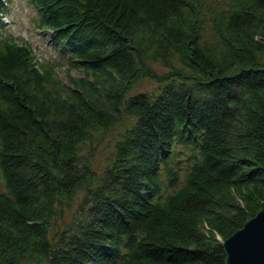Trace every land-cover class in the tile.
<instances>
[{
    "label": "trees",
    "instance_id": "1",
    "mask_svg": "<svg viewBox=\"0 0 264 264\" xmlns=\"http://www.w3.org/2000/svg\"><path fill=\"white\" fill-rule=\"evenodd\" d=\"M26 1L84 76L0 34V264H225L264 207V0ZM116 127L98 174L80 147Z\"/></svg>",
    "mask_w": 264,
    "mask_h": 264
},
{
    "label": "rangeland",
    "instance_id": "2",
    "mask_svg": "<svg viewBox=\"0 0 264 264\" xmlns=\"http://www.w3.org/2000/svg\"><path fill=\"white\" fill-rule=\"evenodd\" d=\"M214 0H208V3H213ZM220 5L215 9H219L223 4V0L219 1ZM6 12L2 17V28L0 34L10 36L16 42H26L29 44L34 58L38 63H43L46 66H53V78L61 84H68V79H78L84 76L83 70L80 66H71L72 62L67 60L68 50L55 48L52 41V34L48 30L37 29L34 25L35 12L26 0H7ZM64 50V51H62ZM75 63V61L73 62ZM158 73L166 71L164 67L159 64L152 66ZM159 84L150 79L140 80L134 88H132L130 95L137 93L152 94L157 92ZM129 123L132 120H127ZM127 123V124H128ZM121 127H116L108 132L97 133L91 143L81 145L80 150L84 159L90 162L91 168L98 174H101L108 166L113 152V147L117 139ZM123 131V129H122ZM177 151L181 148L177 147ZM0 188L2 183L0 182ZM84 193L80 192L75 196V200L69 208H66L62 213L53 219V226L49 232L50 237L56 238L58 235H63L69 230V226L73 221H76L75 212L84 207L82 206ZM58 206L56 210H59ZM57 214V212H56Z\"/></svg>",
    "mask_w": 264,
    "mask_h": 264
},
{
    "label": "water",
    "instance_id": "3",
    "mask_svg": "<svg viewBox=\"0 0 264 264\" xmlns=\"http://www.w3.org/2000/svg\"><path fill=\"white\" fill-rule=\"evenodd\" d=\"M222 244L225 264H264V207Z\"/></svg>",
    "mask_w": 264,
    "mask_h": 264
}]
</instances>
